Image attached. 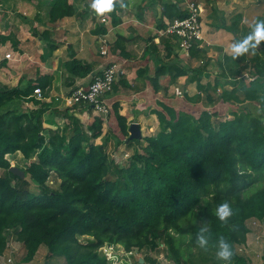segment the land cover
I'll list each match as a JSON object with an SVG mask.
<instances>
[{
  "label": "trees",
  "instance_id": "16d2710c",
  "mask_svg": "<svg viewBox=\"0 0 264 264\" xmlns=\"http://www.w3.org/2000/svg\"><path fill=\"white\" fill-rule=\"evenodd\" d=\"M160 1V28L164 27V17L185 15L179 0ZM204 1L213 5L215 0ZM262 4L264 0L248 8L236 5L221 18L218 27L234 36L238 31L247 36L260 23L259 15H253ZM120 5L115 0L113 7L121 11ZM47 10L52 22L76 17L79 12L69 0H49ZM242 18L250 22L248 31L240 26ZM116 19L114 16L112 22L117 23ZM93 31L104 33L106 27L100 24ZM49 34L44 30L42 40H48L55 49L58 44L49 41ZM121 40L125 39L117 35L113 45L120 48L119 54L127 55ZM161 41L167 57L182 50L172 37ZM260 42L262 46L249 62L230 72L222 70L218 76L231 90L224 89L216 96L202 86L199 91L192 89L206 65L190 69L192 75L185 80L183 98L174 101L175 106L157 100L160 108L150 110L161 130L145 135L144 145L137 138L128 139L127 118L119 112V102H114L113 116L132 152L124 167L104 151L108 133L101 136L100 144L93 141L102 128L99 117L85 126L68 113V107L60 110L55 101L46 103L36 97L35 88L46 96L47 74L0 88V254L6 248V232L13 229L26 249V261L40 246L46 247L44 264L61 258L65 264H114L103 248L116 245L130 253L141 251L147 264H158L160 253L173 264H256L236 246L246 243L251 228L248 220L264 219V39ZM73 46L71 42L68 50L72 53L65 65L70 74L84 77L93 65L76 57ZM202 51L195 43L188 53L197 59ZM240 58L244 59L243 51ZM173 63V78L190 72L178 57ZM251 66L254 71L249 72L255 78L245 87V80L237 75ZM167 67L161 63L151 78L155 90L158 76ZM118 77L117 81L125 85L123 76ZM117 81L112 88L117 87ZM217 86L212 87L216 90ZM194 92L195 104L190 106ZM15 100L32 101L35 107L24 110ZM245 101L249 102L243 104L241 112L235 111L224 120H213L218 110H207ZM6 105L11 106L3 108ZM51 106L55 108L49 115L58 114L67 120L61 127L52 129L43 124V113ZM195 108L200 111L197 117L188 113ZM133 140L140 141L137 146L142 152ZM16 152L29 161L23 176L9 170L7 155ZM50 177L54 186L49 184ZM224 204L230 212L221 219L218 212ZM221 240L228 243L232 253L228 260L217 255Z\"/></svg>",
  "mask_w": 264,
  "mask_h": 264
},
{
  "label": "crops",
  "instance_id": "0c3cea01",
  "mask_svg": "<svg viewBox=\"0 0 264 264\" xmlns=\"http://www.w3.org/2000/svg\"><path fill=\"white\" fill-rule=\"evenodd\" d=\"M122 1H124L125 4L128 2V0ZM201 2L204 7L205 5H208L204 0ZM258 2L259 0H215L213 4L215 8L210 9L207 16L209 19H207L213 20L212 22L209 21V23H214L213 27L215 30L217 29L216 33L218 36H223L228 31L218 27L221 24V18L230 13L236 5L248 8L252 4H258ZM225 4H228V11L221 12V7ZM48 5L49 0H45V3L39 2V0H3L0 2V88L15 87L22 81L24 83L28 80H34L36 77L47 74L50 76V79L48 80V86L46 88V96H42V101L46 103L55 101V106L60 110L64 109L62 107L67 104L66 107L69 108L68 113L74 114L80 118L82 123L87 126L91 124L95 117L101 119V114L103 113H98L92 106L86 103L70 105L66 99L74 89L78 87L86 88L93 79V76L96 73H99L106 64L109 63V65H115V68L117 67V78L122 75L125 81L124 85L120 81H117L116 78L117 87L112 88V90L104 93L102 96L104 103L108 107V112L106 114L113 119L118 129L117 121L113 116L112 107L114 102H119V112L126 116L128 124L130 125L132 122L138 123L141 132L143 126L137 118L148 113L147 111L150 107L159 108L157 100H163L167 104L173 106L176 105L174 101L181 97H168L167 95V97L164 98L163 96H160V87L158 83L161 84V81H170L171 76L174 74L173 66L175 65L173 62L177 57L172 53V57L166 61L162 57L165 51L164 44L160 42V46L152 42L154 39L151 41L149 38L150 35H153V38H155V31L160 28L157 25L159 24V18L161 15L162 1L158 0L156 6L157 9L158 5L161 8L157 15L156 26L148 21V16L151 13V10L148 8H144L143 19L141 18L142 15L134 14L133 17H135V19L128 20H136L137 24L132 23L128 25L130 26L128 27L129 29L124 30L123 32L125 35L120 34L125 38V41L127 39V42L123 43L127 55L119 54L118 50L120 48H115V45H113L116 36L119 35V33H116L118 24L113 25L109 22L110 25H106L108 22L106 24L99 23L98 18L92 16L93 14H96L94 12L95 9H92V6L87 10L89 13L79 10L76 17L59 19L52 22L48 21V16L46 14ZM114 8L117 11L119 10L117 6ZM217 10L219 13H217ZM25 20H27L28 23ZM243 20L244 19L242 18L241 22ZM241 22L240 26H242ZM29 24L31 25V28L35 29H30ZM97 24H102L103 27L105 26L106 31L104 33L94 32L93 30ZM119 25L121 24L119 23ZM153 28L156 30L154 31ZM44 30L50 32L48 38L49 41L58 44L55 49H51L48 45V40L47 42H43L41 38L40 40L45 44L39 42L40 40L37 35H40ZM204 31L206 30H203L206 40H211L210 35L212 38L214 37L213 34ZM75 32L78 33V36L73 35ZM21 35L25 36V39L30 42L31 47L28 48V51L23 49L24 43L22 42L23 40H21ZM145 36H148L147 38L149 41L145 39ZM158 38L161 40L163 37ZM104 39L107 40L108 51L105 54H101V46L103 47L104 43L100 45V40ZM202 40H204V38H202ZM208 40L204 42L206 45L205 47H200L203 51L199 58L204 59V61L209 60V65H213V63H216L217 59L216 56H212L210 53L214 51L215 45L211 44L212 42L209 43ZM71 42L75 45L73 46V49L75 50L76 57L80 58L83 62H91L93 65L92 71L84 77L70 74L65 65V61L70 58L69 54L72 53V50H68ZM38 43H40V45ZM31 49H35L40 55L34 56V53L29 54ZM7 53H10L9 58L5 57V54ZM223 55L224 54H221L220 57ZM179 56L180 58L178 59H183L182 62L186 64L187 67L195 65L194 62L196 59L189 57L185 60V58H181V55ZM183 56H185V54H183L182 57ZM161 63H166L168 67L164 74L159 75L157 82L158 89L155 90L150 83L152 78L151 73L154 71L155 66L161 65ZM42 67L45 68L41 69ZM176 78H182V76H177ZM122 101L129 102V105L131 104V106H122V104H120ZM24 106H26L24 110H28L34 108L35 104L32 101H26ZM53 108L55 107L51 106L43 113L44 126L52 129L58 126L61 127L67 122L65 117L58 114L53 116L49 115ZM125 109L128 111L125 112ZM47 120L50 121V124H45ZM122 137L125 138L124 135H122ZM259 243L260 242H258V244ZM258 244H254V250L252 251H256L255 248Z\"/></svg>",
  "mask_w": 264,
  "mask_h": 264
},
{
  "label": "rangeland",
  "instance_id": "374dc122",
  "mask_svg": "<svg viewBox=\"0 0 264 264\" xmlns=\"http://www.w3.org/2000/svg\"><path fill=\"white\" fill-rule=\"evenodd\" d=\"M88 1H90V2H88ZM39 2L45 3V0H39ZM69 2H73L75 4V6L77 7V10H83V11L88 12L87 11L88 9H86V7L84 8V6H86V4H87V6L90 5V7H91L92 6L91 3H93V0H69ZM114 2H115V0H113V4H114ZM119 2L121 4L120 6L124 7V10H122V11L118 10L117 11V10H115L114 7H112L111 10H105L102 13L100 12L101 13L100 14L99 12H97V10L95 8L92 7V9H95L94 12L96 14H93V15L91 14V15L95 16V18L97 17L99 23L106 24L108 22V24H106V25H110V23H112L113 25L118 24V28H116V33L117 34L119 33V35L124 34L123 33L124 30L129 29L128 27H130V26H128V25H130L132 23L137 24L136 20L128 21L130 19H135V17H133L134 14L142 15L141 18L143 19V11L145 10L144 8H148L151 10L150 15L148 16L149 23H152L154 25L157 23L156 22L157 15L159 13V10L161 9L159 5H158V9L156 8V6L158 4V0H151V1H148V0H128V2H126V4L122 0H119ZM182 2H179V4L181 6H185V4ZM227 5L228 4H225L221 7V10H222L221 12L228 11ZM202 6H203V4H202ZM152 8H153V11H152ZM212 8L213 9L215 8L214 5H205V7L204 6L202 7L203 10L201 12V18H200L201 26H202V28H201L202 29V31H201L202 37L201 38H204V40H202L200 38V39L196 40V43L198 44L199 48L206 46L204 44V42H206L208 39L207 40L205 39L203 30H206L210 34H213L214 37L212 38L210 35L211 40H208V41H209V43L212 42L211 44L215 45L214 51L210 54H212V56H216V59H217L216 63H213V65L212 64L208 65L207 61H203L201 58H197L194 62L195 65L188 66V69L190 72L187 75H183L182 78H176V77L173 78L171 76L170 81L167 80V81L162 82L160 80L161 84L158 83L159 87H160V93H159L160 96H163L164 98H166L168 95V97L169 96H171V97H174V96L177 97L178 96V97L182 98L184 93H185V91H184V87L186 84L185 80L188 76L192 75V74H190L191 73L190 69L198 68V67H201L202 65H206L205 71H203L199 75L200 81L196 82L195 85H193V87H192L193 90L199 91V89H201V86H202V89L209 90V92L215 96L220 94V92L224 89L231 90V86L227 85V81L223 77H219L218 75L222 72L223 69L226 70V72H230V71L244 65L246 62H249L250 58L255 53H257L259 51L260 47L262 46V43L260 41H259V43H256L255 40H248V37L250 35H252V33H253L254 27L251 28L250 30L247 29V25L250 23L247 20H243L241 22V25H242L241 27H243V30L245 28V30L250 31L247 36L246 35L244 36V34L240 31H238V33H236V36H234L230 32L225 33V35H223V36H220V35L218 36V34L216 33L217 29L215 30V28L213 27L214 23L213 24L209 23V21L212 22L213 20H208L209 18L207 17L209 12H210V9H212ZM47 9H48V7H47ZM47 9H46V14L48 11ZM218 10H217V13H219ZM98 14H99V16H98ZM257 14L259 15L260 22H264V4L261 5L258 12H255L254 17ZM114 16L117 18L116 19L117 23L112 22V19L114 18ZM25 21L28 23L27 20H25ZM256 21H257V19H256ZM123 22H125V23H123ZM119 23L121 25H119ZM29 26H30V29H35V28H31L30 24H29ZM206 26H208V27H206ZM153 30L155 31L156 29L153 28ZM160 30L161 29L159 28L155 31V38H153V35H150L149 38L151 41L154 39L152 42L161 46L160 42H162V41L159 40L158 37L165 38V37H172V36H162L160 34ZM206 31H204V32H206ZM40 35H41V33H40ZM40 35H37L39 40L42 38ZM147 37L148 36H145V39L147 41H149V39ZM172 38H174V37H172ZM21 40H23L22 42L24 43L23 49L28 51V48L31 47L30 42L27 39H25V36H22ZM246 40H248V43L246 45H244V49L242 50L243 54H244V59H241L240 58L241 51L239 53H237L235 51L234 46L235 45H237V46L243 45ZM35 42H37V41H35ZM39 42L42 44L44 41L42 42V40H40ZM121 42L125 43V42H127V39H126V41L121 40ZM40 43H38V44L40 45ZM43 44H45V43H43ZM98 44H99V42H98ZM102 44H103V47L101 46L100 52L104 51V49H105L106 53H107V51H108L107 40H105V39L100 40V45H102ZM31 53L32 54L34 53L33 54L34 56L40 55L38 52L35 51V49H31L29 54H31ZM182 53L185 54V56L182 57V55H183ZM101 54H102V52H101ZM103 54H105V53H103ZM221 54H224L225 56L223 55L222 57H220ZM179 55H181V58H185V60L190 57L189 53L186 54L184 52V50H179L176 57L180 58ZM162 57L167 61L172 56H168V57L165 56V51H164V54ZM221 63L223 64L222 65L223 67L219 66ZM33 64H34V62H33ZM159 66L158 65L155 66L154 71L151 73L152 74L151 77H153L155 75V71L159 68ZM44 68L45 67H42L41 69H44ZM115 69L117 71V67ZM252 70L254 71L253 66H251L247 69H243V71H241L237 75V77L243 78L245 80V83H244L245 87L249 86L251 80H253L255 78V76H251L252 79L249 78V76L251 75L249 71H252ZM157 82H158V78H157ZM213 84L218 85L217 86L218 88L216 90L213 89V87H212ZM203 94L204 93L202 92V96H203ZM195 95L196 94L194 92L189 99L190 103L188 102V104H190V106H194V104H195V102H194L195 101ZM247 102H249V101H245L244 103H240V102L229 103L222 108L218 105H215L214 107H207V110H209V111H213L214 109L218 110V114H216L212 117L213 120H215V119L224 120L226 118H230L232 116V113L235 111L241 112L243 109V107H242L243 104H245ZM250 102H252L255 105L257 104L255 101H250ZM14 103L18 107L20 106L19 108L24 109L26 107V106H24V104L26 102L15 100ZM120 104H122V106H128L129 102L122 101ZM66 105H64L62 108H65ZM9 106H11V105H6L3 108H8ZM130 106H131V104L129 105V107ZM187 106L188 105L183 106V109H186ZM199 107H201V106H199ZM251 107H252V110H254L253 105L250 106V108ZM151 108H153V107H150V109ZM150 109H148V111H147L148 113L144 114L141 117L139 116V118H137L143 126V130L141 132V138L139 139L143 145L146 144V141L144 139L145 135H155L158 131L161 130V127L158 124V118H157L156 114L150 112L149 111ZM127 111L128 110L125 109V112H127ZM199 112L200 111L196 108L193 109V111H188V113L193 114L196 117L198 116ZM101 115H102V118H101L102 128L100 130V133L93 138V141L96 144H100L101 143V136L105 133H108L109 134L108 135L109 141L107 143V146L104 148L105 153H108L107 155L109 156V158L114 160L117 164H119V166H122V167L127 166L128 162L131 160V157H130L132 154L131 150L128 149V147H126V145L124 143V137H122V134L120 133V130L117 128V125H115L113 119L110 118V116L108 114H106V115L101 114ZM45 124H50V121L47 120ZM133 141H134L133 144L135 146L138 145L137 142H140V141H136V140H133ZM137 148H138L139 152H142L141 147L137 146ZM7 157H8V160L10 161V165L17 166L19 169H21L23 171V174H24V169L28 165L29 161L27 159H24L22 154L19 152L7 155ZM0 174H3V169H0ZM49 184L54 186L53 177H50ZM247 223L249 226H251V228H250V231L247 233L246 243H245L244 247L242 245L236 246L237 251L239 253L245 254V256L250 258L251 261L256 263V264H264V219L259 220V219L253 218L251 220H248ZM6 235L8 236L7 244H6L5 250L0 254V264H44V262L46 261V255L48 253V250L46 249V247L40 246L37 249L36 253L30 259H28L26 261L24 258L26 255V249L23 246L22 242H20L16 239V234L13 231V229L8 230L6 232ZM258 242H260V243L258 244ZM255 243L258 245L256 246V248H255L256 251L254 252L252 250H254V244ZM107 248L108 247L105 246L103 248V251L109 259L113 260L114 264H135L138 261V257L143 256V253L141 251H137V250L134 251L133 253L126 252L122 248V246H120V245H116L113 248L110 247V252H109V250H107ZM157 260H158V264H173L172 261L165 259V257L163 256L162 253H160L158 255ZM53 264H65V262L61 258V259L55 260Z\"/></svg>",
  "mask_w": 264,
  "mask_h": 264
},
{
  "label": "built area",
  "instance_id": "2783aa9c",
  "mask_svg": "<svg viewBox=\"0 0 264 264\" xmlns=\"http://www.w3.org/2000/svg\"><path fill=\"white\" fill-rule=\"evenodd\" d=\"M179 2L185 4V6L179 4L181 10L185 11V15L170 19L164 17V27L160 30V34L162 36L174 37L179 47L187 54L190 47L196 43V40L202 37L200 18L203 6L202 2L197 0H179ZM101 52L102 54L106 53V50L104 49V51ZM5 57L9 58L10 53L5 54ZM115 78V65L107 66L102 69L101 73L94 76L93 80L86 88H76L66 100L70 105L82 103L89 104L98 113L106 114L108 112V107L101 99V95L111 89ZM249 78H251V75ZM34 93H36L37 98H42L40 88H35ZM107 250H110V247H108Z\"/></svg>",
  "mask_w": 264,
  "mask_h": 264
},
{
  "label": "clouds",
  "instance_id": "9594fccd",
  "mask_svg": "<svg viewBox=\"0 0 264 264\" xmlns=\"http://www.w3.org/2000/svg\"><path fill=\"white\" fill-rule=\"evenodd\" d=\"M92 7L95 8L97 10V12H104L105 10H111V8L113 7V0H93V4H92ZM261 39H264V22H260L258 23L257 25L254 26V29H253V33L252 35H250L248 37V40H255L256 43H259V41ZM248 40H246L244 42L243 45H235L234 48H235V51L237 53H239L240 51H242L244 49V45H246L248 43ZM110 66V65H108ZM107 67V66H106ZM101 73V72H99ZM99 73H96L95 75L99 74ZM117 78V76H116ZM116 78L115 80L113 81V83L116 81ZM112 83V84H113ZM75 90V89H74ZM73 90V91H74ZM112 90V87L111 89ZM110 90L104 92V93H107L109 92ZM72 91V92H73ZM103 93V94H104ZM103 94L101 95V99L103 100L102 96ZM71 95V94H70ZM104 102V101H103ZM129 133V132H128ZM129 136V135H128ZM229 208H228V205L227 204H224L222 206H220L219 208V216L221 219H224L227 215H229ZM217 255L223 259V260H228L230 259V257L232 256V253L230 251V248H229V245L226 241L224 240H221L220 241V250L219 252L217 253ZM140 258V257H139ZM142 258V257H141ZM138 262V261H137ZM136 264V263H135ZM137 264H140L139 262ZM147 264V263H146Z\"/></svg>",
  "mask_w": 264,
  "mask_h": 264
},
{
  "label": "water",
  "instance_id": "95a60500",
  "mask_svg": "<svg viewBox=\"0 0 264 264\" xmlns=\"http://www.w3.org/2000/svg\"><path fill=\"white\" fill-rule=\"evenodd\" d=\"M128 131H129V136H128L129 140L141 138V129H140V126L138 123L132 122L129 125ZM9 170L16 175L23 176V171L21 169H19L17 166L10 165ZM138 262L140 264H146V263H144L143 258H141V257L138 259Z\"/></svg>",
  "mask_w": 264,
  "mask_h": 264
},
{
  "label": "bare ground",
  "instance_id": "6f19581e",
  "mask_svg": "<svg viewBox=\"0 0 264 264\" xmlns=\"http://www.w3.org/2000/svg\"><path fill=\"white\" fill-rule=\"evenodd\" d=\"M109 252H110V250H109Z\"/></svg>",
  "mask_w": 264,
  "mask_h": 264
}]
</instances>
